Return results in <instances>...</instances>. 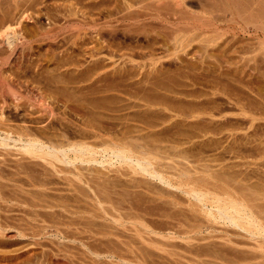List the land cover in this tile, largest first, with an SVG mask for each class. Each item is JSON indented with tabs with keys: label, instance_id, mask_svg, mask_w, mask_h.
Instances as JSON below:
<instances>
[{
	"label": "rangeland",
	"instance_id": "obj_1",
	"mask_svg": "<svg viewBox=\"0 0 264 264\" xmlns=\"http://www.w3.org/2000/svg\"><path fill=\"white\" fill-rule=\"evenodd\" d=\"M263 1L0 0V30L4 28L5 31L9 26L19 32L12 45L4 38L7 37L4 31V40L0 36V122L4 126L3 129L1 125L3 132H0L3 138L12 136L10 146H0V264H264V235L240 229L217 214L212 219L204 213L205 208V212L214 211L216 206L213 204L217 199L222 197L220 200H223L224 197L225 200V193L231 192L237 202H241L242 195L244 201L251 196L248 198L250 205L254 201L251 211L256 208V214L253 213L261 221L264 218ZM8 86L17 89L21 95L19 100L11 95ZM44 93L49 97H45L47 103L42 102V105L47 107L41 106L35 98L40 96L41 99ZM91 101L96 107L91 106ZM35 103H40L41 109ZM88 105L99 112V120L103 126L112 127L110 130L115 128L113 124H119L118 121L129 126L126 139L122 134L106 135L107 139L135 144L141 136L138 141L144 146L140 150H146L148 155H152L151 148L155 155L157 151V154L167 151L177 159H173L175 162L164 159V166L160 164L163 161L158 162L162 170L168 171V176L171 173L172 178H178L187 173L188 177L194 178H189L190 186L197 188L205 181L201 182L199 178L206 177L208 182L201 187L208 196L205 208L194 197L175 188L170 189L175 190L178 201L170 194H164V197L157 189L162 183L156 181L159 186L147 184L148 178L141 174L137 177L126 164L109 157L105 146L95 139L92 142L101 161L90 165L70 164L68 167L60 162H55L57 166L54 164V167L45 159L24 153L21 142L14 145L21 138V129L17 128L22 127L18 126L41 127L44 124L43 127L48 125L49 129L53 124L55 133H59L62 127H69L74 133L83 128L81 122L88 112ZM45 107L48 110H44ZM51 108H56L55 114ZM120 116L123 119L118 118ZM58 120L64 125L60 127ZM15 125L16 131L12 127ZM31 136L35 138L30 134L23 138V142ZM129 147L127 149L132 151ZM136 149L132 152L137 156L139 149ZM179 152L187 153L189 160H183ZM170 163L182 167L183 174L178 168L173 171L179 175L172 173ZM82 166L86 169L83 170ZM163 167H167L166 170ZM183 167H187V172ZM232 176L236 178L230 179ZM236 180L240 185L243 183V187L235 183ZM147 185L150 187L146 188ZM155 186L154 191L157 190L158 194L151 189ZM93 187L99 189L96 191ZM106 188L111 194H103ZM161 188L167 186L163 184ZM212 194H216V198ZM211 199L214 202H210ZM61 200L67 201L62 203ZM168 200H175L179 206L170 203L175 204L176 209L172 208ZM117 201L125 203L122 205L126 206L124 210L130 208V212H134V208L142 209L141 212L135 211V215L141 213L135 218L143 217L127 220L124 214H131L129 211L122 210L124 213L118 214L119 211L111 209L112 203L117 204ZM181 211L191 216L195 225L198 223L196 228L184 214L190 221L185 220ZM172 213L182 217H174ZM115 214L123 219L115 218ZM168 214L173 217H166ZM187 221L191 227L183 224L189 225ZM134 224L138 230L140 226V233L132 228ZM187 227L193 232L189 233ZM212 250L217 251V257L221 254L223 259L221 256L214 258L216 255Z\"/></svg>",
	"mask_w": 264,
	"mask_h": 264
},
{
	"label": "bare ground",
	"instance_id": "obj_2",
	"mask_svg": "<svg viewBox=\"0 0 264 264\" xmlns=\"http://www.w3.org/2000/svg\"><path fill=\"white\" fill-rule=\"evenodd\" d=\"M262 1V0H261ZM175 2H176V0H175ZM178 2V1H177ZM264 2V1H263ZM136 3V2H135ZM138 3V2H137ZM162 3V2H161ZM179 3V2H178ZM259 3V2H258ZM175 4V3H174ZM263 4V3H262ZM133 5V4H132ZM131 5V6H132ZM135 5V4H134ZM166 5V4H165ZM171 5V4H170ZM175 6V5H174ZM260 6V5H259ZM130 7V6H129ZM237 7V6H236ZM264 8V7H263ZM140 9V8H139ZM239 9V8H238ZM262 9V8H261ZM246 10V9H245ZM233 11V10H232ZM238 11V10H237ZM264 11V10H263ZM133 12V11H132ZM234 12V11H233ZM246 12V11H245ZM249 13V12H248ZM261 13V12H260ZM128 14H130V11H129V13ZM259 15V14H258ZM263 15V14H262ZM247 16V15H246ZM260 16V15H259ZM131 17V16H130ZM262 17V16H261ZM247 18V17H246ZM250 18V17H249ZM125 19V18H124ZM248 19V18H247ZM261 19V18H260ZM249 20V19H248ZM252 21H254V20H252ZM264 21V20H263ZM263 21H262V25H263ZM256 22V21H255ZM6 23V22H5ZM260 24V23H259ZM88 25V24H87ZM2 26V25H1ZM90 26V25H89ZM264 26V25H263ZM9 27V26H8ZM8 27H7V30H8ZM11 27H13V26H11ZM92 27V26H91ZM97 27V26H96ZM143 27V26H142ZM262 27V26H261ZM260 27V28H261ZM10 28V27H9ZM98 28V27H97ZM259 28V29H260ZM1 29V28H0ZM3 31H4V28L2 29ZM6 28H5V35L4 36H7V37H4V38H6V39H8V44H10V45H12V44H14L13 42H14V37L15 36H18L19 34V32L17 31L16 32V29H13V30H11V28L8 30V32L6 33ZM15 30V31H14ZM3 31H1L0 30V32H1V34H0V36H1V38H2V40H4V38H3ZM10 31V32H9ZM99 33H101L100 32V30H99ZM22 36V35H21ZM5 39V40H6ZM20 39V38H19ZM16 41V40H15ZM263 43H264V40L262 41ZM261 42V43H262ZM1 43V42H0ZM180 46V45H179ZM263 47H264V45H263ZM61 56V55H60ZM72 63V62H71ZM78 63H79V61H78ZM79 67V66H78ZM78 67H77V69H78ZM76 70V69H75ZM77 71V70H76ZM69 72V71H68ZM91 72H92V70H91ZM98 72V71H97ZM55 73V72H54ZM60 74V73H59ZM95 74H97V73H95ZM93 75H94V73H93ZM74 76V75H73ZM61 77V76H60ZM67 77V76H66ZM75 77V76H74ZM57 78V77H56ZM5 79V78H4ZM79 79V78H78ZM77 79V80H78ZM90 79H92V78H90ZM55 80V79H54ZM62 80V79H61ZM34 81V80H33ZM71 81V80H70ZM81 81V80H80ZM85 81V80H84ZM91 81V80H90ZM23 82V81H22ZM41 82V81H40ZM52 82V81H51ZM3 83V82H2ZM34 83V82H33ZM66 83V82H65ZM70 83V82H69ZM73 83V82H72ZM57 84V83H56ZM1 85H3V87H4V83L3 84H1ZM9 85V84H8ZM31 85V84H30ZM52 85V84H51ZM74 85V84H73ZM81 85V84H80ZM90 85V84H89ZM88 85V86H89ZM7 86V85H6ZM42 86V85H41ZM49 87V86H48ZM54 88V87H53ZM92 88V87H91ZM6 90H7V88H5ZM52 89V88H51ZM63 89V88H62ZM70 89V88H69ZM72 89V88H71ZM76 89V88H75ZM78 89V88H77ZM113 89V88H112ZM8 90H10V92L12 93L11 95L14 97V98H16L17 100H19L21 97V95L19 96V93L17 92V89L15 90L14 88H12L11 86H8ZM73 90V89H72ZM80 90V89H79ZM105 90V89H104ZM3 91V90H2ZM19 91V90H18ZM36 91V90H35ZM44 91V90H43ZM58 91V90H57ZM68 91V90H67ZM82 91V90H81ZM109 91V90H108ZM113 91V90H112ZM9 92V93H10ZM50 92V91H49ZM55 93H56V91H54ZM75 92V91H74ZM105 92V91H104ZM42 93V92H41ZM54 93V94H55ZM45 94V93H44ZM48 94V93H47ZM47 94H45V96L43 95V97H41V99H39L40 98V96H38V94L36 95V96H38V98L37 97H35L36 99H38V102H40L41 103V106H43L44 107V105L45 104H43L42 105V102L43 103H47V101H45L44 99H45V97H46V95ZM51 94V93H50ZM73 95H71V97H72ZM49 97V95L46 97V98H48ZM66 97V96H65ZM34 98V99H35ZM55 98V97H54ZM82 98V97H81ZM141 98V97H140ZM58 99V98H57ZM82 99H84V98H82ZM86 99V98H85ZM142 99V98H141ZM143 99H146V97L145 98H143ZM47 100V99H46ZM56 100V99H55ZM92 100V99H91ZM36 101V100H35ZM62 101V100H61ZM68 101V100H67ZM70 101V100H69ZM76 101V100H75ZM83 101V100H82ZM85 101H87V100H85ZM84 101V102H85ZM49 102V101H48ZM72 102V101H71ZM146 102H147V104H150L151 102L147 99L146 100ZM40 103H38L39 104V106H40ZM56 103V102H55ZM83 103V102H82ZM92 101H91V106H95L94 104L92 105ZM153 103V102H152ZM18 104V103H17ZM35 104H37V103H35ZM34 104V105H35ZM37 104V105H38ZM49 105H50V103H48ZM88 104H89V102H88ZM110 104V103H109ZM51 105H53V104H51ZM6 106V105H5ZM33 106V105H32ZM41 106H40V109H41ZM46 107H47V105H45ZM56 106V105H55ZM66 106V105H65ZM64 106V107H65ZM90 105H88V112H86L87 114L85 115V117H84V119H82V122H81V126L83 127V128H81V129H79V130H75L74 131V133L72 132V130H71V128L70 129H63L64 127H62V131L60 130H58V129H55V130H57V131H59V133H55V132H53L52 131V128H53V124H52V128H50L49 127V129L47 128L48 127V125H47V127L45 128V127H43L44 126V124L41 126V127H39L38 125V127H35V125H34V127H30V126H28L27 128L26 127H24V126H18V127H22V128H17V129H21V131L20 130H18V131H20L19 132V136H21V138H20V141H15V144L14 145H17L19 142H21V145L23 144V146H21V147H23V149H24V153H25V151L27 152L26 154H28V155H30L31 154V156L33 155L34 157H36V158H42L41 160H46L47 161V163L49 162L51 165H53L54 167H55V165L57 166V164L55 163V162H60V164L61 163H63L64 164V166H65V164H66V166L68 167V166H70V164L71 165H76V166H79V164L81 165V164H86V163H89V165L91 164V163H96V162H98V161H101V160H99L98 159V157H97V155H98V151L96 150V148L94 149V146H95V143H93L92 142V140L93 139H95V140H98L99 141V143L101 144V146H105V148H106V154H108L109 155V157H114V158H116V160H117V162L119 161V162H121V163H124V164H126L127 166H128V169L129 168H131V172L132 171H134V172H132V173H135L136 174V176L138 175V174H141L142 176H144V177H146V181H148L147 182V184H149L150 185V183L151 184H153V185H156V186H159V183L158 184H156L155 182L156 181H159L160 183H162V185L164 184L165 185V187L167 186V188L166 189H164V188H161V186H159V188H157L156 186H155V188H152L151 187V189L154 191L156 188L158 189V192L160 191L161 193H163V196H164V194H170V195H173V197L177 194H174V192H175V190H174V192H172L171 191V189L170 188H175V189H178V190H181V191H184V192H186L189 196H192V197H194L195 199H196V201H198L199 203H201V204H203L202 206H203V208H205V203H206V200L208 199V196H207V192L205 191V190H202L201 189V187H202V185L203 184H205L206 183V177H205V179H203V178H199V180H201V182L203 181V180H205L203 183H201L200 184V188H197V187H192L193 185H191L190 186V179H194V178H192V177H188L189 175L187 174V173H184V176L183 175H179V173H177V172H175L176 173V176H177V174L179 175L178 176V178L176 177H174V178H172L171 176H170V174L171 173H169V176L167 175L168 174V171H164V170H162V168H161V166H159L160 164L161 165H163L164 164V161L167 159H169L170 161H172L173 159H175V157L174 156H176L175 154H174V158H172L171 156H172V154H169L168 155V153L169 152H167V151H165V153H164V151H162L163 152V155H162V152H159L158 154H157V152H156V155L155 154H153L152 153V149L153 148H149L150 149V154H152V155H154V156H152V155H148V152L146 151V150H140V149H142L143 148V146H141L140 144L141 143H139L140 141H138V140H141V136L139 137L140 139H138V140H136V142H135V144H130V143H126V142H121V140L119 141V142H121V143H115L116 141H114L113 139H107V137H106V135H112V134H122L123 136H124V138L126 139V137H125V134H128L129 133V126H124V124L125 123H121V122H119L118 121V123L119 124H117L116 125V123H115V125L113 124V126H115V128H113L112 130H110L112 127H110V126H105V124H104V126H103V124H102V122H101V120H99L100 118H98V116H97V113H99V112H96V110H95V108L94 107H89ZM46 107L44 108V110H48V109H46ZM50 107H54V106H50ZM96 107V106H95ZM51 108V112H52V114H55V109L53 110ZM43 109V108H42ZM75 109V108H74ZM60 110H61V108H60ZM98 110V109H97ZM39 111H41V110H39ZM50 111V110H49ZM83 111H85V110H83ZM87 111V110H86ZM43 112V111H42ZM46 112V111H45ZM48 112V111H47ZM54 112V113H53ZM62 112V111H61ZM60 113V112H59ZM3 114V113H2ZM43 114H44V112H43ZM60 114H62V113H60ZM102 114V113H101ZM41 115H42V113H41ZM45 115H47V114H45ZM49 115V114H48ZM47 115V116H48ZM67 115V114H66ZM100 115V114H99ZM44 116V115H43ZM53 116V115H52ZM60 116V115H59ZM114 116V115H113ZM103 117V116H102ZM115 117V116H114ZM123 116H120V117H118V118H122ZM28 118V117H27ZM43 118V117H42ZM52 118V117H51ZM64 118V117H63ZM66 118V117H65ZM111 118V117H110ZM59 119H61V118H59ZM123 119V118H122ZM121 119V120H122ZM24 120V119H23ZM47 120V119H46ZM49 120V119H48ZM119 120V119H118ZM26 121V120H25ZM42 121V120H41ZM53 121V120H52ZM56 121V120H55ZM67 121V120H66ZM10 122V121H9ZM44 122V121H43ZM46 122V121H45ZM44 122V123H45ZM58 122H59V120H58ZM61 122V124H60V127H61V125L63 126L64 124H62V121H60ZM59 122V123H60ZM3 122L1 121L0 122V131H2V129H1V127L3 126V124H2ZM59 123H57V125H59ZM65 123V122H64ZM107 123V122H106ZM110 123V122H109ZM29 125H30V123H28ZM27 124V125H28ZM41 124V123H40ZM2 125V126H1ZM7 125V124H6ZM26 125V126H27ZM32 125V124H31ZM55 125V124H54ZM75 125V124H74ZM111 125H112V122H111ZM126 125V124H125ZM46 126V125H45ZM50 126V125H49ZM65 126H67V125H65ZM121 126V127H120ZM12 127H14V129H15V131L17 130L16 129V125L15 126H12ZM110 127V128H109ZM3 129H4V126L2 127ZM59 128V127H58ZM75 128V127H74ZM77 128H79V127H77ZM105 128H107V129H105ZM13 129V130H14ZM54 129V128H53ZM132 129V128H131ZM11 130V129H10ZM9 130V131H10ZM74 130V129H73ZM135 130H136V128H135ZM137 130H140V127H139V129H137ZM17 131V132H18ZM24 131H25V133H24ZM56 131V132H57ZM128 131V132H127ZM3 132V131H2ZM5 132V131H4ZM60 132H62V133H60ZM6 133V132H5ZM7 134V133H6ZM34 135L35 136V138L34 137H30V138H32V139H28L27 141H25V143L23 142V138L24 137H29V135ZM12 137V136H11ZM11 137H7V138H3L2 137V135H1V132H0V146H5L6 148L8 147L7 145H9L10 144V141H11ZM104 137H106V138H104ZM34 138V139H33ZM119 139V138H118ZM137 139V138H136ZM142 139H144L145 140V138H142ZM91 142H90V141ZM126 141V140H125ZM132 141V140H131ZM134 141V140H133ZM144 142H146V141H144ZM147 143V142H146ZM146 143H145V145H146ZM143 144V143H142ZM131 145H134V147H132ZM150 145V144H149ZM10 146V145H9ZM18 146V145H17ZM100 146V145H99ZM129 146H131V148H132V151H133V149L135 150V148H137V149H139V151H137V153H139L137 156L135 155V154H133V152L131 151V150H128L127 148L129 147ZM135 146H137V147H135ZM153 146V145H152ZM16 147V146H15ZM20 147V148H21ZM142 147V148H141ZM147 147V146H146ZM104 148V149H105ZM130 148V147H129ZM130 148V149H131ZM145 148V147H144ZM148 148H147V150H148ZM154 148H155V146H154ZM158 148V147H157ZM22 149V150H23ZM136 149V150H137ZM156 149V148H155ZM19 150H21V149H19ZM157 150V149H156ZM161 150V149H160ZM172 151V150H171ZM186 151V150H185ZM135 152V151H134ZM154 152V151H153ZM154 152V153H155ZM188 152V151H187ZM22 153H23V151H22ZM166 153H167V155H166ZM164 154L166 155V156H164ZM179 154L181 155V157L183 158V160H185V161H188L189 159H188V157L186 156L187 155V153L184 155V153H180L179 152ZM179 154H178V156H179ZM189 154V153H188ZM23 155V154H22ZM171 155V156H170ZM32 156V157H33ZM105 156V155H104ZM106 157H108V156H105V158ZM159 157V158H158ZM172 159H171V158ZM178 158V165H179V157H177ZM22 159H23V157H22ZM112 159V158H111ZM165 159V160H164ZM188 159V160H187ZM28 160V159H27ZM105 160V159H104ZM107 160V159H106ZM160 160H161V162L162 163H160L159 165H158V162H160ZM175 160H177V159H175ZM182 161V160H181ZM110 162V161H109ZM173 162H175L174 160H173ZM190 162V161H189ZM22 163V162H21ZM38 163H39V161H38ZM48 163V164H49ZM120 163V164H121ZM166 164L167 163H169V162H165ZM176 163H177V161H176ZM55 164V165H54ZM69 164V165H68ZM99 164V163H98ZM108 164V163H107ZM112 164V163H111ZM165 164V165H166ZM171 165H172V163H170ZM169 164V165H170ZM187 164V163H186ZM189 164V163H188ZM192 164V163H191ZM16 165V164H15ZM50 165V166H51ZM62 165V164H61ZM113 165V164H112ZM167 166V167H171V166ZM174 165H176V164H174ZM178 165L177 166H173L172 165V167L174 168H172L171 167V172L172 173H174V171L173 170H175V169H177L178 168ZM181 165V164H180ZM52 166V167H53ZM65 166V167H66ZM125 166V165H124ZM126 166V167H127ZM164 166V165H163ZM182 166V165H181ZM186 166H189V165H186ZM54 167H53V169H54ZM59 167H60V165H59ZM91 167V166H90ZM120 167H122L121 165H120ZM125 167V168H126ZM166 167V168H167ZM63 168V167H62ZM70 168V167H69ZM74 168V167H73ZM78 168V167H77ZM81 168H83V170L84 169H86V168H84L83 166L81 167ZM87 168H89V167H87ZM106 168V167H105ZM116 168V167H115ZM163 168H165V167H163ZM166 168H165V170H166ZM180 168H182V167H180L179 166V168L178 169H180ZM184 168V167H183ZM188 168H190V170H191V167L189 166ZM71 169H72V167H71ZM92 169H94V168H92ZM185 170H186V172H187V167H185L184 168ZM56 170V169H55ZM57 170H58V168H57ZM67 170V169H66ZM130 170V169H129ZM128 170V171H129ZM168 170H169V168H168ZM181 170V169H180ZM183 170V169H182ZM182 170L180 171V172H182ZM190 170H188L189 171V173H190ZM16 171V170H15ZM59 171H61V170H59ZM58 171V172H59ZM65 171V170H64ZM63 171V172H64ZM69 171V170H68ZM79 171H81V170H79ZM127 171V172H128ZM69 172H71V171H69ZM85 172V171H84ZM60 173V172H59ZM61 173H62V171H61ZM91 173V172H90ZM89 173V174H90ZM106 173V172H105ZM128 173H130V172H128ZM174 173V174H175ZM221 173V172H220ZM14 174V173H13ZM23 174V173H22ZM80 174H81V172H80ZM83 174V173H82ZM96 174H97V172H96ZM104 174V173H103ZM126 174V173H125ZM174 174H172V175H174ZM182 174H183V172H182ZM86 175V174H85ZM87 175H88V173H87ZM99 175H101V174H99ZM131 175V174H130ZM220 175V174H219ZM223 175V174H222ZM227 175V174H226ZM58 176V175H57ZM76 176V175H75ZM80 176V175H79ZM78 176V177H79ZM106 176V175H105ZM129 176V175H128ZM132 176H133V174H132ZM228 176H230V175H228ZM77 177V176H76ZM90 177H92V176H90ZM127 177V176H126ZM138 177V176H137ZM179 177H181V179H179ZM223 176H221V178H222ZM226 177V176H225ZM233 177H235V176H232L230 179H232ZM240 177V176H239ZM87 178V177H86ZM103 178V177H102ZM149 178L151 179V180H149ZM190 178V179H189ZM224 178V177H223ZM228 178V177H227ZM236 178V177H235ZM37 179V178H36ZM70 179V178H69ZM74 179H76V178H74ZM85 179V178H84ZM176 179V181H174V180ZM226 179V178H225ZM224 179V180H225ZM46 180V179H45ZM54 180H55V178H54ZM77 180V179H76ZM79 180H80V178H79ZM114 180V179H113ZM139 180V179H138ZM137 180V181H138ZM195 180H196V178H195ZM195 180H193V182L195 181ZM198 180V179H197ZM221 180V179H220ZM229 180V179H228ZM233 180V179H232ZM232 180H231V182H232ZM69 181V180H68ZM86 181V180H85ZM142 181H144V180H142ZM153 181V182H152ZM87 182V181H86ZM85 182V183H86ZM92 182H93V180H92ZM103 182V181H102ZM111 181H109V183H110ZM114 182V181H113ZM131 182V181H130ZM134 182H135V184H134ZM134 182H131V183H133L134 185H135V187H136V180H134ZM208 182V181H207ZM225 182H227L226 180H225ZM48 183V182H47ZM76 183V182H75ZM108 183V184H109ZM140 183H142V184H144L143 182H140ZM140 183H138V184H140ZM234 183V182H233ZM235 183H237V184H239L240 185V183H238L237 182V180H236V182ZM246 183V182H245ZM4 184V183H3ZM41 184V183H40ZM72 184V183H71ZM87 184V183H86ZM89 184V183H88ZM127 184H128V180H127ZM142 184H140V186L142 185ZM146 184V183H145ZM229 184H230V182H229ZM45 185V184H44ZM81 185V184H80ZM92 185V184H91ZM98 185H99V183H98ZM126 185V184H125ZM149 185H147V187L146 188H149L150 186ZM252 185V184H251ZM26 186H28V185H26ZM79 186V185H78ZM124 185H122V187H123ZM138 186V185H137ZM139 186V187H140ZM149 186V187H148ZM231 186V185H230ZM236 186V185H235ZM241 187H243V183L240 185ZM245 186V185H244ZM250 186V185H249ZM253 186V185H252ZM80 187V186H79ZM86 187V186H85ZM92 187V186H91ZM95 187V186H94ZM93 187V188H94ZM97 187V186H96ZM100 187V186H99ZM115 187V186H114ZM129 187H131L130 185H129ZM139 187H137V188H139ZM143 187V186H142ZM164 187V186H163ZM225 187V186H224ZM241 187L239 188V187H237V188H239L240 190H242V189H244L245 190V188H242L241 189ZM247 187V186H246ZM125 188V187H124ZM124 188H123V190H124ZM127 188V187H126ZM132 188H133V185H132ZM131 188V189H132ZM203 188V187H202ZM233 188V187H232ZM22 189V188H21ZM66 189V188H65ZM99 189V188H98ZM98 189H95L94 188V190H98ZM100 189H102V185H101V188ZM107 189V188H106ZM106 189H103V191H104V193L103 194H105L106 195V193L108 192V193H110L111 194V192H109L108 191V189L106 190ZM129 189V188H128ZM142 189V188H141ZM205 189V188H204ZM211 189V188H210ZM223 189V188H222ZM80 191L82 190V189H79ZM87 190H88V188H87ZM93 190V189H92ZM94 190H93V192H94ZM127 190V189H126ZM146 190H148V189H146ZM224 190H225V188H224ZM239 190V191H240ZM79 191V192H80ZM102 191V192H103ZM153 191H151V192H153ZM157 191V190H156ZM156 191H154L155 193H156ZM243 191V190H242ZM247 191V190H246ZM245 191V192H246ZM259 191V190H258ZM40 192V191H39ZM101 192V190H100V193H102ZM106 192V193H105ZM115 192V191H114ZM128 192H129V190H128ZM141 192V191H140ZM148 192H149V190H148ZM225 192H227V190L225 191ZM244 192V193H245ZM19 193V192H18ZM107 193V194H108ZM124 193H126L125 191H124ZM133 193V192H132ZM161 193H159L161 196H162V194ZM213 193V192H212ZM214 193H216V192H214ZM213 193V194H214ZM230 193L231 192H228V193H225L226 195H227V197H230V198H227L226 196H225V200H224V197H223V200H220V199H222V197L220 196L221 194H224V193H221L219 196L221 197H218L217 196V198H220V199H217V202L215 203V204H213V205H215L216 206V209L214 210V211H212V212H210V210H209V212L208 211H206L205 212V210H207L206 208H205V210H204V213H206V215L210 218V216L212 217V219H214L213 217L215 216H217V215H219L220 216V218L221 219H223V220H225V221H227V222H229V223H231L232 225H235V226H238V227H240V229H243V230H245V231H247V232H249V233H252V234H255V235H261V236H263L264 235V218H263V220L261 221V219L259 218L258 219V217L255 215L256 213L255 212H257L256 211V208H255V211L253 210V208H252V211H251V205L253 204V202L254 201H251L252 203H251V205H250V200L248 199V198H250L251 196H249L248 198H247V200L246 201H244V199H242L243 197H244V195H242L243 197L241 198V202H237L233 197H235V194L234 193H231V194H233V195H230ZM242 193V192H241ZM252 192L250 191V194H251ZM25 194V193H24ZM95 194H96V192H95ZM120 194H122V193H120ZM140 194V193H139ZM148 194V193H147ZM151 194V196H152V193H150ZM154 194V193H153ZM156 194H158V193H156ZM212 194V195H213ZM218 194H219V192H218ZM229 194V195H228ZM243 194V193H242ZM20 195V194H19ZM70 195V194H69ZM74 195V194H73ZM97 195H99V194H97ZM101 195V194H100ZM124 195V194H123ZM126 195L128 196V194L126 193ZM130 195V194H129ZM167 195V196H168ZM238 195H240V194H238ZM252 195H253V193H252ZM102 196V195H101ZM107 196H110V195H107ZM112 196V195H111ZM214 196V195H213ZM212 196V197H213ZM231 196H232V198H231ZM247 196V195H246ZM7 197V196H6ZM90 197H92V196H90ZM124 197V196H123ZM126 197V196H125ZM129 197V196H128ZM127 197V198H128ZM165 197V196H164ZM176 197V196H175ZM178 197V196H177ZM176 197V199H177V201H178V198ZM211 197V198H212ZM215 198H216V194H215V196H214ZM213 197V198H214ZM256 197V196H255ZM51 198V197H50ZM67 198V197H66ZM100 198V197H99ZM130 198V197H129ZM156 198V197H155ZM163 198V197H162ZM212 198V199H213ZM226 198H227V200H226ZM240 197H238V199H239ZM33 199V198H32ZM101 199H104L103 197L101 198ZM113 199V198H112ZM126 199V198H125ZM158 199L160 200L161 199V197H158ZM165 199V198H164ZM169 199V198H168ZM211 199V201L210 202H212L213 200ZM251 199V198H250ZM108 200V199H107ZM119 200V199H118ZM127 200V199H126ZM158 200V201H159ZM180 200V199H179ZM185 200V199H184ZM187 200V199H186ZM186 200H185V202H186ZM189 200H190V198H189ZM189 200H187V201H189ZM193 200V199H192ZM191 200V201H192ZM249 200V201H248ZM252 200H254V199H252ZM50 201V200H49ZM48 201V202H49ZM62 201V200H61ZM64 201V200H63ZM63 201H62V203H63ZM65 201H67V200H65ZM64 201V203H66ZM104 201V200H103ZM109 201H111V200H109ZM113 201V200H112ZM133 201V200H132ZM169 201V200H168ZM173 201H175V200H173ZM170 202L169 201V205L170 206H172L171 204L172 203H176V206H179V204L175 201V202ZM181 201V200H180ZM191 201H190V203H191ZM194 201V200H193ZM193 201H192V203H193ZM249 203H248V202ZM24 202V201H23ZM53 202V201H52ZM51 202V203H52ZM55 202V201H54ZM92 202V201H91ZM118 202V201H117ZM125 202V201H124ZM164 202H165V200H164ZM208 202V201H207ZM214 202V201H213ZM60 203V202H59ZM112 203V202H111ZM111 203H109V204H111ZM166 203H167V201H166ZM165 203V204H166ZM171 203V204H170ZM189 202L187 203L188 204V206H190L191 207V204H190ZM195 203V202H194ZM193 203V204H194ZM53 204V203H52ZM103 204V203H102ZM123 204H125V203H122V202H118L117 204H115V203H112V206H113V208H111L112 210L114 209V210H117V211H119V213L118 214H120V212L123 210V211H127V210H124V209H126V206L124 207V206H122ZM133 204H134V202H133ZM168 204V203H167ZM190 204V205H189ZM192 204V205H193ZM38 205V204H37ZM46 205V204H45ZM74 205V204H73ZM116 205H117V207H116ZM129 205V204H128ZM254 205V204H253ZM252 205V206H253ZM61 206V205H60ZM63 206V205H62ZM71 206H72V204H71ZM94 206V205H93ZM131 206V205H130ZM134 205H132L131 207H133ZM137 206V205H136ZM175 206V204H173V206H172V208H175L176 209V207H174ZM210 206V205H209ZM7 207V206H6ZM50 207V206H49ZM111 207V206H110ZM127 207H129V206H127ZM135 207V206H134ZM182 207V206H181ZM199 207H201V205L199 206ZM254 207H256V204H255V206ZM84 208V207H83ZM160 208V207H159ZM192 208V207H191ZM193 208H195V207H193ZM211 208H212V206H211ZM79 209V208H78ZM133 209V208H132ZM134 209H136L135 211L136 212H138L139 210H137V208H134ZM73 210V209H72ZM71 210V211H72ZM87 210V209H86ZM85 210V211H86ZM108 210V209H107ZM110 210V209H109ZM109 210H108V212H109ZM112 210H110V212L112 211ZM130 210V208H128V211ZM142 210V209H141ZM141 210H140V212H141ZM155 210V209H154ZM180 210H181V208H180ZM180 210H178L179 212H180ZM183 210V209H182ZM189 210H191V209H189ZM195 211H199L200 209L198 208L197 210H196V208L194 209ZM54 211V210H53ZM122 211V212H123ZM127 211V212H128ZM130 211H132V210H130ZM129 211V212H130ZM135 211L134 212H130L131 214H124V216H125V218H127V220H129L128 218H135V217H138L137 215L139 214H137V215H135ZM173 211V210H172ZM187 211H188V209H187ZM253 211H254V213H253ZM33 212V211H32ZM99 212V211H98ZM128 212V213H129ZM159 212V211H158ZM182 212V211H181ZM184 212V211H183ZM182 212V216L184 217V214L186 215V212L185 213H183ZM191 212H192V210H191ZM194 212V211H193ZM199 212H202V211H199ZM208 212V213H207ZM260 212V211H259ZM38 213V212H37ZM48 213V212H47ZM74 213V212H73ZM82 213V212H81ZM113 213V212H112ZM115 213V212H114ZM124 213V212H123ZM132 213H134V215L132 214ZM142 213H143V211H142ZM153 213V212H152ZM170 213V212H169ZM197 213V212H196ZM95 214V213H94ZM108 214V213H107ZM141 214V213H140ZM140 214H139V216H140ZM158 214V213H157ZM178 213H175V216H174V214L172 213V215L174 216V217H182L181 216V214H179V215H177ZM195 214V213H194ZM193 214V215H194ZM217 214V215H216ZM261 214H262V212H261ZM99 215V214H98ZM116 215V214H115ZM122 215V214H121ZM149 215V214H148ZM163 215V214H162ZM172 215H166V217L167 216H171V217H173ZM188 215V214H187ZM186 215V217H188V218H190V220H191V226H192V223L194 224V223H196V222H192V221H194V219H191V216L189 217V215L187 216ZM104 216V215H103ZM102 216V217H103ZM113 216V215H112ZM118 215H116V217L115 218H122L123 219V216H120V217H117ZM158 216V215H157ZM194 216H197V215H194ZM193 216V217H194ZM218 216V217H219ZM73 217V216H72ZM77 217V216H76ZM106 217V216H105ZM141 217H143V215L141 216ZM141 217H139L140 219H141ZM145 217V216H144ZM153 217V216H152ZM151 217V218H152ZM186 217H184L185 218V220H189L188 218L186 219ZM198 217V216H197ZM196 217V218H197ZM261 217V216H260ZM75 218V217H74ZM114 218V217H113ZM124 218V219H125ZM139 218H135V219H137V220H140ZM146 218V217H145ZM145 218L143 219V221H146L145 220ZM220 218H219V220H220ZM262 218V217H261ZM53 219V218H52ZM135 219H134V221H135ZM149 219V218H148ZM154 219V218H153ZM173 219V218H172ZM176 219H178V218H176ZM203 219V218H202ZM26 220V219H25ZM29 220V219H28ZM38 220V219H37ZM71 220V219H70ZM136 220V222L137 223H142V224H145L144 222H141V221H137ZM181 220V219H180ZM179 220V221H180ZM185 220H184V222H185ZM189 220V221H190ZM196 220V219H195ZM200 220V222H201V219H199ZM204 220L206 221L207 219L206 218H204ZM217 220V219H216ZM216 220H214V221H216ZM72 221V220H71ZM75 221V220H74ZM109 221V220H108ZM122 222V220L120 219L119 220V222ZM132 221H133V219H132ZM148 221V220H147ZM146 221V222H147ZM182 221H183V218H182ZM198 221V220H197ZM203 221V220H202ZM80 222V221H79ZM83 222V221H82ZM87 222V221H86ZM85 222V223H86ZM91 222V221H90ZM172 222V221H171ZM178 222V221H177ZM176 222V223H177ZM188 222V221H187ZM207 222V221H206ZM209 222V221H208ZM211 222V221H210ZM224 222V221H223ZM76 223V222H75ZM74 223V224H75ZM81 223V222H80ZM89 223V222H88ZM112 223V222H111ZM173 223V222H172ZM183 223V222H182ZM189 223V225L188 224H185V223H183L185 226L187 225V226H190V222H188ZM40 224V223H39ZM90 224V223H89ZM141 224V225H142ZM175 224V223H174ZM178 224V223H177ZM176 224V225H177ZM198 224V223H197ZM197 224L195 225H193L194 227L195 226H197ZM202 224V223H201ZM203 224H205V222L203 223ZM203 224L202 225H200L201 227H203ZM80 225V224H79ZM108 225V224H107ZM115 225V224H114ZM131 225V224H130ZM136 224H134L133 226L134 227H132V228H136V226H135ZM207 225V224H206ZM209 225V224H208ZM207 225V226H208ZM85 226V225H84ZM87 226V225H86ZM90 226V225H89ZM93 226V225H92ZM111 226V225H110ZM113 226V225H112ZM124 226V225H123ZM127 226V225H126ZM142 226H144V225H142ZM147 225L145 224V226L144 227H146ZM180 226H182L181 224H180ZM184 226V227H185ZM190 226V227H191ZM58 227H60V226H58ZM57 227V228H58ZM108 227V226H107ZM122 227V226H121ZM149 227V226H148ZM177 227H178V225H177ZM79 228V227H78ZM93 228V227H92ZM122 228H124V227H122ZM138 228V227H137ZM136 228V230H138ZM151 228V227H150ZM189 227H187V229H188ZM196 228V227H195ZM197 228H200L199 226L197 227ZM91 229V228H90ZM89 229V230H90ZM98 229V228H97ZM113 229H114V227H113ZM125 229H127V228H125ZM141 228H140V226H139V230H140ZM143 229V228H142ZM174 229V228H173ZM176 229V228H175ZM181 229V228H180ZM183 229V228H182ZM181 229V230H182ZM186 229V228H185ZM190 229V231H188L189 233L190 232H193V230L191 231V228H189ZM188 229V230H189ZM34 230V229H33ZM74 230V229H73ZM79 230V229H78ZM95 230V229H94ZM105 230V229H104ZM117 230H118V228H117ZM132 230V229H131ZM130 230V231H131ZM139 230H138V232H136V233H140L139 232ZM158 230V229H157ZM177 230V229H176ZM179 230V229H178ZM177 230V231H178ZM32 231V230H31ZM76 231H77V229H76ZM85 231V230H84ZM99 231V230H98ZM129 231V232H130ZM134 231V230H133ZM144 230H142V232H143ZM174 231V230H173ZM196 231V230H195ZM24 232V231H23ZM62 232V231H61ZM69 232V231H68ZM72 232V231H71ZM91 232V231H90ZM106 232V231H105ZM108 232V231H107ZM121 232H123V231H121ZM147 232V231H146ZM183 232V231H182ZM188 232H185V234H189ZM76 233V232H75ZM98 233V232H97ZM115 233V232H114ZM135 233V234H136ZM149 233V232H148ZM71 234V233H70ZM103 234V233H102ZM123 234V233H122ZM145 234H147V233H145ZM74 235V234H73ZM82 235V234H81ZM115 235H116V233H115ZM119 235V234H118ZM129 235V234H128ZM138 235V234H137ZM140 235H143V233H141ZM139 235V236H140ZM156 235V234H155ZM80 236V235H79ZM88 236V235H87ZM107 236V235H106ZM121 236V235H120ZM145 236V235H144ZM74 237V236H73ZM76 237V236H75ZM91 237V236H90ZM97 237V236H96ZM123 237V236H122ZM125 237V236H124ZM130 237H132V236H130ZM133 237L136 239L137 238V236L135 237L134 235H133ZM142 237L143 236H141V239H142ZM150 237V236H149ZM167 237V236H166ZM195 237H197V236H195ZM79 238V237H78ZM111 238V237H110ZM140 238V237H139ZM163 238H165V237H163ZM192 238V237H191ZM203 238H204V236H203ZM94 239V238H93ZM116 239V238H115ZM141 239H139V240H141ZM153 239V238H152ZM188 239V238H187ZM190 239V238H189ZM230 239V238H229ZM111 240H112V238H111ZM130 240V239H129ZM138 240V239H137ZM143 240V239H142ZM145 240V239H144ZM185 240V239H184ZM191 240V239H190ZM203 240V239H202ZM100 241V240H99ZM102 241V240H101ZM106 241V240H105ZM105 241L103 242V243H105ZM108 241H109V239H108ZM114 241V240H113ZM157 241V240H156ZM169 241V240H168ZM182 241V240H181ZM189 241V240H188ZM115 242V241H114ZM132 242H134V241H132ZM174 242V241H173ZM191 242V241H190ZM88 243V242H87ZM109 243V242H108ZM139 244H140V242H138ZM144 243V242H143ZM133 244H135V243H133ZM153 244H154V242H153ZM157 244V243H156ZM162 244V243H161ZM198 244V243H197ZM89 245V244H88ZM95 245V244H94ZM106 245V244H105ZM129 245V244H128ZM173 245V244H172ZM188 245H189V242H188ZM205 245V244H204ZM159 246V245H158ZM196 246V245H195ZM209 246V245H208ZM231 246V245H230ZM106 247H108V246H106ZM193 247V246H192ZM202 247V246H201ZM213 247V246H212ZM130 248V247H129ZM135 248V247H134ZM133 248V249H134ZM137 248V247H136ZM139 248V247H138ZM204 248V247H203ZM210 248H211V245H210ZM209 248V249H210ZM108 249V248H107ZM140 249V248H139ZM206 249V248H205ZM212 249V248H211ZM211 249H210V251H211ZM214 249V248H213ZM217 250H218V248H216ZM223 249V248H222ZM132 250V249H131ZM195 250V249H194ZM200 250V249H199ZM220 250V249H219ZM110 251V250H109ZM133 251V250H132ZM157 251V250H156ZM196 251V250H195ZM198 251V250H197ZM207 251V250H206ZM210 251L208 252V253H210ZM205 252V251H204ZM212 252H215V254L214 255H216V253H217V251H215V250H212ZM211 252V253H212ZM243 252V251H242ZM144 253V252H143ZM172 253V252H171ZM206 253V252H205ZM223 253V252H222ZM198 254H199V252H198ZM204 254V253H203ZM123 255V254H122ZM217 255H218V253H217ZM217 255L214 257L213 255H212V257H214V258H216L217 257ZM220 256H221V254H219ZM223 255V254H222ZM123 256H125V255H123ZM195 256V255H194ZM200 256V255H199ZM203 256H205V255H203ZM220 256H218L217 258H219ZM148 257V256H147ZM206 257V256H205ZM123 258H125V257H123ZM221 258H222V256H221ZM220 258V259H221ZM225 258V257H224ZM84 259V258H83ZM95 259V258H94ZM204 259V258H203ZM223 259V258H222ZM247 259V258H246ZM124 260V259H123ZM233 260V259H232ZM149 262V261H148ZM227 262H230V261H227ZM69 263V262H68ZM80 263V262H79Z\"/></svg>",
	"mask_w": 264,
	"mask_h": 264
}]
</instances>
